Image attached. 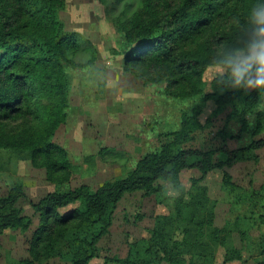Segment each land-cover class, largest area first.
Listing matches in <instances>:
<instances>
[{
	"label": "rangeland",
	"instance_id": "1",
	"mask_svg": "<svg viewBox=\"0 0 264 264\" xmlns=\"http://www.w3.org/2000/svg\"><path fill=\"white\" fill-rule=\"evenodd\" d=\"M141 6L142 0H66L59 12L64 29L76 34L78 47L68 56L71 63L65 64L66 120L52 141L66 150L73 175L67 182L49 181L43 169L32 166L27 153L0 149V198L19 186L26 197L14 208L31 220L25 230L12 228L0 234V264H39L28 252L39 220L31 202L80 186L95 191L127 177L145 155L172 144L173 134L185 121L191 126L189 140L174 148L235 149L264 138V67L243 82L244 93L236 100L218 106L205 98L216 90L221 77L239 78L241 67L260 57L258 49L237 51L234 68L207 67L202 94L179 97L165 80L145 79L138 70L125 67L130 45L123 24ZM256 88L258 100L248 107L246 98ZM213 159H223L219 150ZM194 179L207 195L202 209L199 203H190L179 210L180 194L169 183L163 184L165 193H127L89 264H119L118 259L127 257L144 258L148 264H264V148L203 177L197 169L180 173V184L188 190ZM203 215L206 223L198 236L196 223ZM160 238L169 249L177 248L180 260L163 259L156 244ZM190 238L202 246L186 247ZM232 249L240 259L232 258ZM71 262L67 245L59 244L41 264Z\"/></svg>",
	"mask_w": 264,
	"mask_h": 264
},
{
	"label": "trees",
	"instance_id": "2",
	"mask_svg": "<svg viewBox=\"0 0 264 264\" xmlns=\"http://www.w3.org/2000/svg\"><path fill=\"white\" fill-rule=\"evenodd\" d=\"M66 0H0V149L27 153L33 167L43 169L52 182L71 180L73 171L66 150L52 141L66 120L68 76L65 64L78 47L76 34L67 32L58 18ZM129 48L125 67L145 79L165 80L179 97L202 94V74L212 65L235 67V53L257 48L260 57L241 67L239 78L221 77L216 90L205 96L218 106L244 93L243 82L264 67V0H142L141 8L123 24ZM256 88L246 98L248 107L258 100ZM13 124L11 128L10 125ZM185 121L174 142L145 155L127 177L101 185L95 191L80 186L65 193H47L30 206L38 216L28 252L33 261L45 262L59 244H66L71 264H89L97 244L109 232L113 212L127 193H165L164 183L179 192L177 207L207 199L194 179L190 190L180 184V173L197 169L202 177L215 169L231 167L245 154L264 148V138L235 149H177L189 140ZM219 150L223 159L213 157ZM26 195L18 186L0 198V234L6 229H27L31 224L15 204ZM74 209L60 214V210ZM9 209L8 211H5ZM205 216L196 223L202 236ZM212 231L218 232L216 228ZM215 241L217 236L214 238ZM222 240V239H221ZM163 259L180 260L160 238ZM177 245V244H176ZM201 247L195 238L185 243ZM178 247V246H177ZM232 258L240 253L231 250ZM228 260H231L229 258ZM119 264H148L127 257ZM259 264H262L260 262Z\"/></svg>",
	"mask_w": 264,
	"mask_h": 264
}]
</instances>
